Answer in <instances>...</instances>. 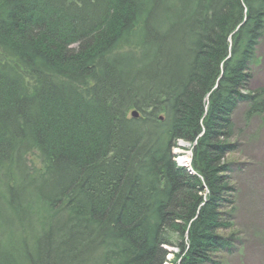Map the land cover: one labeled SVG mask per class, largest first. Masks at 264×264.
Returning <instances> with one entry per match:
<instances>
[{"label":"trees","instance_id":"1","mask_svg":"<svg viewBox=\"0 0 264 264\" xmlns=\"http://www.w3.org/2000/svg\"><path fill=\"white\" fill-rule=\"evenodd\" d=\"M263 38L264 0H0V264H224Z\"/></svg>","mask_w":264,"mask_h":264},{"label":"rangeland","instance_id":"2","mask_svg":"<svg viewBox=\"0 0 264 264\" xmlns=\"http://www.w3.org/2000/svg\"><path fill=\"white\" fill-rule=\"evenodd\" d=\"M258 57V62L251 67L250 87L252 90L264 88V38L259 44ZM245 108L246 103H243L234 112L233 123L235 124L234 134L236 135L234 138L238 141L235 143L240 147L236 152L230 154V160L234 162L231 181L236 189L233 206L236 221L235 230L241 232L243 243L233 253L221 254L224 258V264H264V115L263 117L255 116L246 123ZM134 110L141 116L142 113L140 114V111L134 108L131 112H127L129 117L132 116ZM163 117L160 118L162 121L165 120L166 116ZM192 146V142L183 139L176 142L174 154L177 164L186 167V165L180 164L178 160V149L185 156H188L192 155ZM35 162L39 168L42 167L38 160ZM188 169L195 173L192 163ZM62 213L64 212H54V215H61ZM60 221L64 222V219L62 218ZM20 233V228L12 231L7 230V232L2 231V239L8 242L12 236H18ZM11 246L12 243L1 245L0 253L2 256L8 255ZM166 249L168 250L166 264H176L185 257L186 252H181L179 247L175 245L166 246Z\"/></svg>","mask_w":264,"mask_h":264},{"label":"bare ground","instance_id":"3","mask_svg":"<svg viewBox=\"0 0 264 264\" xmlns=\"http://www.w3.org/2000/svg\"><path fill=\"white\" fill-rule=\"evenodd\" d=\"M241 26L239 25V27L237 28V30L240 28ZM237 30L234 32V33H236L237 32ZM232 39H233V37H232V35L230 36V40L232 41ZM231 56V50L229 51V54L227 55V60H228V58ZM226 60V61H227ZM224 63L225 62H223V64H222V68H223V66H224ZM253 65H255V64H252L251 66H250V68L253 66ZM224 72V71H223ZM223 72H222V76H223ZM219 83H220V81L217 83V85L211 90V91H208V94H207V100H208V105L206 106V111L209 109V99H210V97L212 96V94H213V91H215L218 87H219ZM243 104V103H242ZM245 104V103H244ZM241 105V104H240ZM240 107V106H239ZM246 107H247V104H246ZM246 109V108H245ZM245 109H244V111H245ZM206 114V113H205ZM235 114V113H234ZM160 117H163L164 116V114L163 113H161L160 115H159ZM256 117H258V116H256ZM259 117H263V116H259ZM233 118H234V115H233ZM233 141L234 142H238V141H236V139L235 138H233ZM194 147V146H193ZM240 147V146H239ZM178 152H179V156H178V160H179V162H180V164H183V165H186V167L188 168V166L192 163V161H193V148H192V155H188V156H185L184 154H183V152L180 150V149H178ZM190 163V164H189ZM233 253V252H232Z\"/></svg>","mask_w":264,"mask_h":264},{"label":"water","instance_id":"4","mask_svg":"<svg viewBox=\"0 0 264 264\" xmlns=\"http://www.w3.org/2000/svg\"><path fill=\"white\" fill-rule=\"evenodd\" d=\"M138 115H139V113H138L137 111L134 110V111L132 112V116L137 117ZM162 118H164V117H162Z\"/></svg>","mask_w":264,"mask_h":264}]
</instances>
